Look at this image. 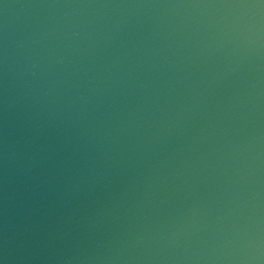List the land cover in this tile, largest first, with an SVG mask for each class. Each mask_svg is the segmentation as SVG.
I'll return each instance as SVG.
<instances>
[{
	"label": "water",
	"instance_id": "95a60500",
	"mask_svg": "<svg viewBox=\"0 0 264 264\" xmlns=\"http://www.w3.org/2000/svg\"><path fill=\"white\" fill-rule=\"evenodd\" d=\"M0 264H264V0H0Z\"/></svg>",
	"mask_w": 264,
	"mask_h": 264
}]
</instances>
